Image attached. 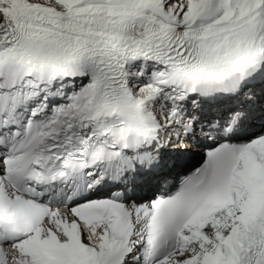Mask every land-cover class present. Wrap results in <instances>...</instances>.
<instances>
[{
  "label": "snow or ice",
  "instance_id": "6c2138e0",
  "mask_svg": "<svg viewBox=\"0 0 264 264\" xmlns=\"http://www.w3.org/2000/svg\"><path fill=\"white\" fill-rule=\"evenodd\" d=\"M0 264H264V0H0Z\"/></svg>",
  "mask_w": 264,
  "mask_h": 264
}]
</instances>
